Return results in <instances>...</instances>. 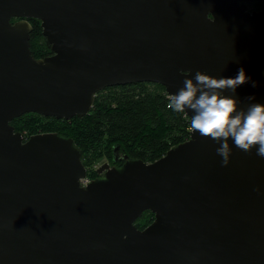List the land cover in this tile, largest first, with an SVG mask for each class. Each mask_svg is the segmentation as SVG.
I'll return each mask as SVG.
<instances>
[{"label":"water","instance_id":"obj_1","mask_svg":"<svg viewBox=\"0 0 264 264\" xmlns=\"http://www.w3.org/2000/svg\"><path fill=\"white\" fill-rule=\"evenodd\" d=\"M29 19L52 55L33 57ZM240 68L256 87L224 95L240 110L264 105V0H0V264H264L255 148L229 139L224 167L220 145L191 129L157 161L104 164V178L83 185L73 138L26 140L11 125L29 113L83 118L109 87L155 83L170 96L196 71L235 78ZM147 211L154 220L140 230Z\"/></svg>","mask_w":264,"mask_h":264},{"label":"trees","instance_id":"obj_2","mask_svg":"<svg viewBox=\"0 0 264 264\" xmlns=\"http://www.w3.org/2000/svg\"><path fill=\"white\" fill-rule=\"evenodd\" d=\"M29 22L33 28L30 40L33 57L52 55L41 22L36 19ZM168 97L165 88L155 83L109 87L97 94L92 110L83 118L57 120L30 113L14 119L11 125L26 137L53 132L73 138L86 168L106 156L112 159L116 147L124 149L131 159L152 163L190 137L189 118L185 113L170 110ZM145 214L147 217L136 225L153 222L154 214L147 211L143 217Z\"/></svg>","mask_w":264,"mask_h":264},{"label":"clouds","instance_id":"obj_3","mask_svg":"<svg viewBox=\"0 0 264 264\" xmlns=\"http://www.w3.org/2000/svg\"><path fill=\"white\" fill-rule=\"evenodd\" d=\"M246 83L256 87L243 68L235 78H213L196 71L194 78L184 79L183 87L168 97L170 110L186 114L190 110L191 129L220 145L216 152L224 167L232 155L229 139L237 149L251 153L255 148L257 156L264 158V105L250 103L246 110H240L238 100L224 95L225 91L235 95L237 88ZM247 99L253 101L255 97Z\"/></svg>","mask_w":264,"mask_h":264},{"label":"flooded vegetation","instance_id":"obj_4","mask_svg":"<svg viewBox=\"0 0 264 264\" xmlns=\"http://www.w3.org/2000/svg\"><path fill=\"white\" fill-rule=\"evenodd\" d=\"M248 10H249V12L260 11L261 10V4H259V3L248 4ZM18 20L19 19H13V22H16ZM104 90H106V89H104ZM24 137L26 138V140L29 139V137H26V136H24ZM112 157H113V159L111 160L110 158H108L106 156L105 159H107V161L104 164H108L110 167H121L124 161H126L127 159H131V157L128 154H126L124 152V149H122L121 147L113 148ZM98 169L96 170L95 174H92V175L88 174V171H87L88 182H92L94 180L104 178L105 172L99 173ZM148 226L149 225H136V227L140 230H143V229L147 228Z\"/></svg>","mask_w":264,"mask_h":264},{"label":"rangeland","instance_id":"obj_5","mask_svg":"<svg viewBox=\"0 0 264 264\" xmlns=\"http://www.w3.org/2000/svg\"><path fill=\"white\" fill-rule=\"evenodd\" d=\"M30 114V113H29ZM46 118V117H45ZM39 121V120H38ZM48 122H51V121H48ZM124 152L126 153V151L124 150ZM127 154V153H126ZM112 159H113V157H112ZM111 159V160H112ZM107 161V159H105V158H101V159H99V160H97V161H93L90 165H89V167H87V171H88V174H90V175H92V174H95V172H96V170L100 167V166H102L105 162ZM88 179V178H87ZM147 217V215L145 214L144 215V217H143V215L137 220L138 222H142V220L144 219V218H146ZM136 221V222H137ZM137 222V223H138Z\"/></svg>","mask_w":264,"mask_h":264},{"label":"built area","instance_id":"obj_6","mask_svg":"<svg viewBox=\"0 0 264 264\" xmlns=\"http://www.w3.org/2000/svg\"><path fill=\"white\" fill-rule=\"evenodd\" d=\"M87 182H88V179L86 178V179H84V180H82V184L83 185H86L87 184Z\"/></svg>","mask_w":264,"mask_h":264}]
</instances>
